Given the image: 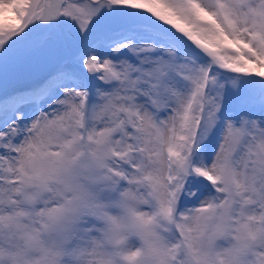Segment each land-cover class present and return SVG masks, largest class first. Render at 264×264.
Listing matches in <instances>:
<instances>
[{
    "label": "snow or ice",
    "instance_id": "1",
    "mask_svg": "<svg viewBox=\"0 0 264 264\" xmlns=\"http://www.w3.org/2000/svg\"><path fill=\"white\" fill-rule=\"evenodd\" d=\"M0 264H264V0H0Z\"/></svg>",
    "mask_w": 264,
    "mask_h": 264
}]
</instances>
